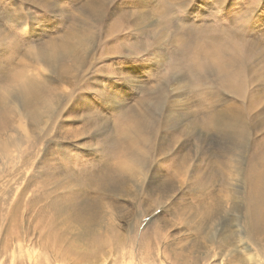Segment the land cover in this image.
Segmentation results:
<instances>
[{
	"label": "rangeland",
	"instance_id": "374dc122",
	"mask_svg": "<svg viewBox=\"0 0 264 264\" xmlns=\"http://www.w3.org/2000/svg\"><path fill=\"white\" fill-rule=\"evenodd\" d=\"M0 264H264V0H0Z\"/></svg>",
	"mask_w": 264,
	"mask_h": 264
},
{
	"label": "bare ground",
	"instance_id": "6f19581e",
	"mask_svg": "<svg viewBox=\"0 0 264 264\" xmlns=\"http://www.w3.org/2000/svg\"><path fill=\"white\" fill-rule=\"evenodd\" d=\"M25 82V81H24ZM24 90H26V92H32L33 91V84L31 83V82H25L24 84ZM36 86V85H35ZM37 87V86H36ZM38 88V87H37ZM36 94V93H35ZM16 112V111H15ZM18 115V128L19 129H21V133L24 135V136H27L28 135V128H27V123H26V121H25V117H24V114H23V109H22V112H19L18 111V113H16V116ZM26 116H28L27 114H26Z\"/></svg>",
	"mask_w": 264,
	"mask_h": 264
}]
</instances>
